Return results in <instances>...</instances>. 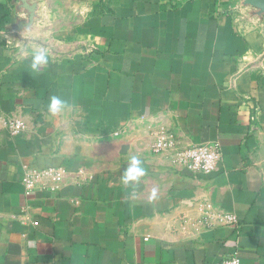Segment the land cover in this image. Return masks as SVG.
<instances>
[{"label":"crops","instance_id":"obj_1","mask_svg":"<svg viewBox=\"0 0 264 264\" xmlns=\"http://www.w3.org/2000/svg\"><path fill=\"white\" fill-rule=\"evenodd\" d=\"M232 8L0 0V264H264V26ZM160 127L179 148H216V170L154 154ZM132 156L145 175L124 183ZM48 167L65 171L60 189L26 195L25 169Z\"/></svg>","mask_w":264,"mask_h":264},{"label":"built area","instance_id":"obj_2","mask_svg":"<svg viewBox=\"0 0 264 264\" xmlns=\"http://www.w3.org/2000/svg\"><path fill=\"white\" fill-rule=\"evenodd\" d=\"M11 137L19 136L25 130L24 122L19 118H12L6 124ZM151 151L154 154L172 158L175 164L192 174H210L216 170L219 152L216 148L206 145H193L179 148L173 134L160 127L153 136ZM66 173L62 168H27L21 178V185L27 195L33 191L56 192L60 189ZM227 223H234V218L224 216ZM217 264H241L238 256L233 254L220 260Z\"/></svg>","mask_w":264,"mask_h":264},{"label":"clouds","instance_id":"obj_3","mask_svg":"<svg viewBox=\"0 0 264 264\" xmlns=\"http://www.w3.org/2000/svg\"><path fill=\"white\" fill-rule=\"evenodd\" d=\"M31 62L30 67L34 73H39L43 66L47 65L49 58L46 50L38 49L30 53ZM48 111L55 115L61 112L66 107V101L59 96L53 95L49 98ZM145 175L142 160L137 156H132L126 170L122 174L124 183L138 182L141 177ZM154 195V193H153Z\"/></svg>","mask_w":264,"mask_h":264},{"label":"rangeland","instance_id":"obj_4","mask_svg":"<svg viewBox=\"0 0 264 264\" xmlns=\"http://www.w3.org/2000/svg\"><path fill=\"white\" fill-rule=\"evenodd\" d=\"M231 4L234 7L231 9V12L236 24L242 27L264 26V12L260 13V11L254 7L245 5L243 0H231Z\"/></svg>","mask_w":264,"mask_h":264},{"label":"water","instance_id":"obj_5","mask_svg":"<svg viewBox=\"0 0 264 264\" xmlns=\"http://www.w3.org/2000/svg\"><path fill=\"white\" fill-rule=\"evenodd\" d=\"M245 5H250L259 10L260 13L264 12V0H243Z\"/></svg>","mask_w":264,"mask_h":264}]
</instances>
